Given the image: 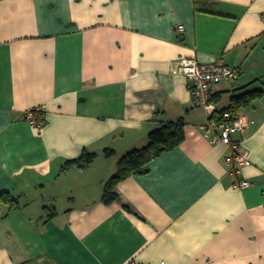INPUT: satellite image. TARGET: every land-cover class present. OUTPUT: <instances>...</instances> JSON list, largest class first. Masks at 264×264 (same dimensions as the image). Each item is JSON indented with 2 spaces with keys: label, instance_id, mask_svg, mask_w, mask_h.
I'll list each match as a JSON object with an SVG mask.
<instances>
[{
  "label": "crops",
  "instance_id": "0c3cea01",
  "mask_svg": "<svg viewBox=\"0 0 264 264\" xmlns=\"http://www.w3.org/2000/svg\"><path fill=\"white\" fill-rule=\"evenodd\" d=\"M212 1L217 14L193 0H0V195L20 202L0 204V222L27 184L41 190L23 232L0 233V264H264V93L239 108L254 122L233 136L248 160L232 177L229 146L174 72L184 57L236 68L212 86L219 111L264 89V0ZM36 107L41 128L26 118ZM179 119L183 142L104 203L120 157ZM85 150L88 167L63 170Z\"/></svg>",
  "mask_w": 264,
  "mask_h": 264
},
{
  "label": "built area",
  "instance_id": "2783aa9c",
  "mask_svg": "<svg viewBox=\"0 0 264 264\" xmlns=\"http://www.w3.org/2000/svg\"><path fill=\"white\" fill-rule=\"evenodd\" d=\"M177 31H184L183 23L176 25ZM174 72L182 75L193 93L196 105L203 107L208 113V122L205 129H213L214 142H222L229 146L230 154L227 157L228 174L236 177L241 173L242 167L247 163L248 153L241 148V141L234 139V134L244 135L253 124V120L247 117L242 111L223 109L217 107L212 95V86L216 83L237 80L239 71L226 64L221 58L212 62H200L193 57H184L176 61ZM42 112L41 107L27 111L26 118L37 128L44 126L43 119L36 116ZM235 186L245 189L251 183L247 179L237 180ZM134 264V263H129ZM157 264H166L159 262Z\"/></svg>",
  "mask_w": 264,
  "mask_h": 264
},
{
  "label": "trees",
  "instance_id": "16d2710c",
  "mask_svg": "<svg viewBox=\"0 0 264 264\" xmlns=\"http://www.w3.org/2000/svg\"><path fill=\"white\" fill-rule=\"evenodd\" d=\"M193 2L197 11L212 14L218 13V5L212 0H193ZM263 93L264 89H253L235 95L232 97L231 105L226 109L238 110L239 108L248 105L253 99L261 96ZM42 115V112L36 113V116L41 119H43ZM43 123H45L44 119ZM184 127L185 122L183 119L166 122L149 133L148 142L144 146L131 149L124 153L118 160L116 174L113 175L104 185L102 197L103 202L110 204L116 201L118 199L116 187L119 182L133 174L147 172L149 170V164L154 158L161 155L164 151L179 146L185 139ZM113 155V150H105V156L111 157ZM96 156V153L85 150L80 157L67 161L63 165V170L71 168L84 169L95 160ZM3 203L8 205L9 209H16L20 206L18 197L7 191L2 192L0 195V204ZM46 208L50 212L49 216L55 214L53 207Z\"/></svg>",
  "mask_w": 264,
  "mask_h": 264
},
{
  "label": "rangeland",
  "instance_id": "374dc122",
  "mask_svg": "<svg viewBox=\"0 0 264 264\" xmlns=\"http://www.w3.org/2000/svg\"><path fill=\"white\" fill-rule=\"evenodd\" d=\"M104 188V187H103ZM22 191L24 192V196L21 197V205H22V210L18 211V212H12L11 216L9 217V219L4 222L3 220H1L2 222H0V233L6 229L12 230L15 234H21L23 232V229H20L19 227L15 226V221H17L18 219L21 218L22 215H24V219L28 220V215L29 214H33L36 213L35 211L37 209H34L36 207L35 203L39 202L40 196H41V190L39 189V186L37 187H33L32 184H27L26 187L24 189H22ZM30 205V209H25L26 205L28 204ZM50 206V205H49ZM52 207V206H51ZM3 211L4 213L6 212L7 208L3 206ZM27 216V218H26ZM29 222H27L25 224V226L27 227V230H29V227L27 226ZM32 228L34 229L35 225L31 224ZM17 227V228H15ZM25 227V228H26ZM31 234H28L27 237H31ZM24 236V235H23ZM1 239V238H0ZM24 239V238H22ZM12 243L14 244V242L12 241ZM14 248H16V245L13 246Z\"/></svg>",
  "mask_w": 264,
  "mask_h": 264
}]
</instances>
